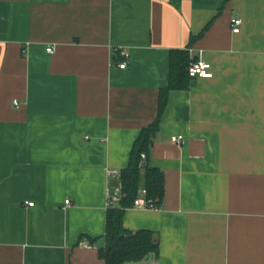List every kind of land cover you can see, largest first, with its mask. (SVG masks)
Here are the masks:
<instances>
[{"label":"crops","instance_id":"crops-1","mask_svg":"<svg viewBox=\"0 0 264 264\" xmlns=\"http://www.w3.org/2000/svg\"><path fill=\"white\" fill-rule=\"evenodd\" d=\"M173 51L212 76L167 93L160 208L122 217L158 254L128 264H264V0H0V264H104Z\"/></svg>","mask_w":264,"mask_h":264},{"label":"trees","instance_id":"trees-1","mask_svg":"<svg viewBox=\"0 0 264 264\" xmlns=\"http://www.w3.org/2000/svg\"><path fill=\"white\" fill-rule=\"evenodd\" d=\"M191 62L187 53L171 52L169 85L167 89L160 91L158 116L149 126L142 129L131 148L127 167L119 172L121 198L116 206L109 207L106 211L105 246L98 251V257L104 264L134 263L158 254L155 235L148 231H126L122 227V217L125 210L132 208L134 201L140 196V173L144 174L145 201H149L153 209L160 208L164 196V176L162 171L149 163L150 147L158 132L159 117L165 106L167 93L187 87L191 80L188 75ZM142 155L144 159L141 158ZM142 162L146 163L143 171L140 170Z\"/></svg>","mask_w":264,"mask_h":264},{"label":"built area","instance_id":"built-area-1","mask_svg":"<svg viewBox=\"0 0 264 264\" xmlns=\"http://www.w3.org/2000/svg\"><path fill=\"white\" fill-rule=\"evenodd\" d=\"M242 21L238 17H233L230 20V27L232 28V33H239L240 26ZM48 53H51V48L46 50ZM120 69H124L126 67V63H121L118 65ZM188 75L191 79H208L211 78L212 74L210 73V65L202 62L196 61L192 62L188 68ZM183 141L182 136H173L171 137V142L174 144H181ZM144 159V155L141 156ZM145 190L140 191V196L134 201L132 208L134 209H153L152 204L149 201H145L144 199ZM69 201H66L65 204H68ZM29 207H32V203L27 204ZM85 244H82V247H85ZM155 264V263H151Z\"/></svg>","mask_w":264,"mask_h":264},{"label":"water","instance_id":"water-1","mask_svg":"<svg viewBox=\"0 0 264 264\" xmlns=\"http://www.w3.org/2000/svg\"><path fill=\"white\" fill-rule=\"evenodd\" d=\"M145 167H146V163H144V162H142L141 164H140V170H144L145 169ZM148 260V257H146L145 259H144V262H146Z\"/></svg>","mask_w":264,"mask_h":264}]
</instances>
